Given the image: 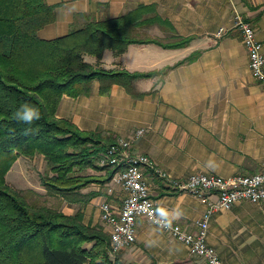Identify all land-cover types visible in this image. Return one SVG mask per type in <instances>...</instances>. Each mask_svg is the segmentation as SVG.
I'll return each mask as SVG.
<instances>
[{"label":"crops","instance_id":"0c3cea01","mask_svg":"<svg viewBox=\"0 0 264 264\" xmlns=\"http://www.w3.org/2000/svg\"><path fill=\"white\" fill-rule=\"evenodd\" d=\"M45 2L54 6L55 18L38 30L42 39L63 36L73 26H83L86 19L82 14L95 20L112 19L139 7L149 22L136 26L135 36L162 43L189 38L185 45L176 47L154 41L133 42L118 55L105 49L100 64L106 68L150 72L170 67L164 74L134 81L136 90L144 93L140 98H134L119 84L101 95L99 82L94 80L89 95L62 96L58 117L71 120L82 130L113 136L129 137L144 128L132 149L146 154L157 170L176 179H186L198 171L228 177L264 167V84L253 78L247 50L236 29L215 36L220 26L232 25L233 10L228 0ZM234 2L254 23L264 50V0ZM146 5L156 8V17L146 11ZM192 54V59L185 60ZM84 58L97 62L93 55ZM179 61L183 62L175 65ZM145 177L159 211L184 230L194 231L206 204L173 188L152 170H147ZM104 188L86 202L64 199L57 208L66 214L80 211L85 224L101 225L98 200L105 196L119 203L116 191L109 186L106 193ZM98 190L99 184H95L88 191ZM118 198L121 202V196ZM206 239L223 264H264V200H241L229 209L217 210L209 221ZM111 256L117 264H205L184 243L144 218L138 220L136 242Z\"/></svg>","mask_w":264,"mask_h":264},{"label":"trees","instance_id":"16d2710c","mask_svg":"<svg viewBox=\"0 0 264 264\" xmlns=\"http://www.w3.org/2000/svg\"><path fill=\"white\" fill-rule=\"evenodd\" d=\"M141 8L112 19L82 14L83 26L42 39L38 30L54 20V6L45 0H0V264H117L110 258L109 235L101 225L85 224L80 211L66 214L57 207L30 204L8 184L6 175L18 157L42 155L50 171L43 178L47 192L81 202L101 194L81 189L93 181L108 182L111 169L103 179L77 172L95 167L93 160L114 136L82 130L58 117L57 109L63 95H89L94 80L101 95L119 84L140 98L144 93L136 90L134 81L166 72L170 66L140 72L100 64L105 49L118 55L133 42L176 47L189 41L177 37L162 43L135 36V27L149 22ZM145 9L157 16L154 6ZM87 54L97 62L85 60ZM24 103L38 108L40 118L31 123L16 120L13 114Z\"/></svg>","mask_w":264,"mask_h":264},{"label":"built area","instance_id":"2783aa9c","mask_svg":"<svg viewBox=\"0 0 264 264\" xmlns=\"http://www.w3.org/2000/svg\"><path fill=\"white\" fill-rule=\"evenodd\" d=\"M232 10L231 27L220 26L216 37L236 29L247 50L249 68L254 79L264 84L263 43L256 36L254 23L245 18L234 0H228ZM144 133L138 128L134 135L119 136L100 153L101 164L113 171L111 181L122 191L120 205L108 200L99 203L100 220L109 235V251L115 254L136 242L137 223L144 218L154 226L184 243L192 255L200 256L205 264H223L215 248L207 242V230L213 213L229 209L235 202L264 200V167L259 171L228 177L210 172H193L186 179H176L167 172L157 170L146 154L135 153L133 143ZM152 170L162 176L167 184L197 196L206 204L201 216L196 219L194 231L184 230L178 223L159 211L156 201L150 196V187L145 173ZM215 195V198H212Z\"/></svg>","mask_w":264,"mask_h":264},{"label":"rangeland","instance_id":"374dc122","mask_svg":"<svg viewBox=\"0 0 264 264\" xmlns=\"http://www.w3.org/2000/svg\"><path fill=\"white\" fill-rule=\"evenodd\" d=\"M118 137L119 135L114 136V138L108 141L106 147L112 142H114ZM124 137H128V136L126 135ZM99 159H100V154L93 160L95 167L88 166L82 170H78L77 173L84 174V175L90 174L91 176H94L98 179H103L104 176L106 175L107 168H109L110 170V167L101 164ZM7 173H8L7 175L8 184L14 189L18 190L27 199V201L30 204L49 205V206L59 207L64 199L66 201H69L66 198H61L60 195L58 194H51L46 191V188L43 185V178L45 177V175H48V174L50 175V171L42 155L20 158L17 162L15 161L13 163V165L11 166V168L9 169ZM95 184H99L100 190H98V192L102 191L103 188L105 187L104 190H106V193H107V188L110 186L113 189V191H116V194H115L117 196L116 200H118L119 203H115L110 198H106L105 196H104L105 198L103 197V199H101L100 201L106 199L117 205H120V199L118 197L120 196L122 197L123 195L122 191L120 187L118 186V184H114L111 181V179L105 183H101L99 181H93L88 186L82 188L81 191L82 192L88 191L90 187ZM99 203L100 202L98 200L96 204V207L98 208V210H99ZM100 223L103 229L106 231L104 223L102 221ZM111 255L113 254L110 253V257H112ZM103 264H106V263H103Z\"/></svg>","mask_w":264,"mask_h":264},{"label":"clouds","instance_id":"9594fccd","mask_svg":"<svg viewBox=\"0 0 264 264\" xmlns=\"http://www.w3.org/2000/svg\"><path fill=\"white\" fill-rule=\"evenodd\" d=\"M13 116L18 121L31 123L33 120L40 118V112L35 106L24 103L15 111Z\"/></svg>","mask_w":264,"mask_h":264}]
</instances>
